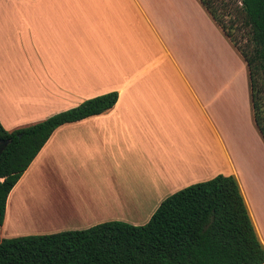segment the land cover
Instances as JSON below:
<instances>
[{
  "label": "crops",
  "instance_id": "crops-1",
  "mask_svg": "<svg viewBox=\"0 0 264 264\" xmlns=\"http://www.w3.org/2000/svg\"><path fill=\"white\" fill-rule=\"evenodd\" d=\"M0 1L6 130L118 94L53 131L8 194L0 237L143 225L166 197L223 174L264 245V160L247 167L232 149L251 133L264 156L247 65L200 0Z\"/></svg>",
  "mask_w": 264,
  "mask_h": 264
},
{
  "label": "trees",
  "instance_id": "trees-1",
  "mask_svg": "<svg viewBox=\"0 0 264 264\" xmlns=\"http://www.w3.org/2000/svg\"><path fill=\"white\" fill-rule=\"evenodd\" d=\"M247 65L254 124L264 141V0H200ZM243 40V41H242ZM116 91L37 123L6 130L0 156V227L8 194L64 123L100 114ZM258 238L233 175L191 184L166 197L147 223L107 221L85 229L0 237V264H262Z\"/></svg>",
  "mask_w": 264,
  "mask_h": 264
},
{
  "label": "rangeland",
  "instance_id": "rangeland-1",
  "mask_svg": "<svg viewBox=\"0 0 264 264\" xmlns=\"http://www.w3.org/2000/svg\"><path fill=\"white\" fill-rule=\"evenodd\" d=\"M9 9L12 10L11 5L9 6ZM2 10L3 4L0 1V11ZM248 138L249 140L243 139L242 143H240L241 141L238 143L241 144L240 146H233L232 149H236L239 157L238 159L242 165L252 167L260 164L264 160V156L255 136L249 133Z\"/></svg>",
  "mask_w": 264,
  "mask_h": 264
},
{
  "label": "water",
  "instance_id": "water-1",
  "mask_svg": "<svg viewBox=\"0 0 264 264\" xmlns=\"http://www.w3.org/2000/svg\"><path fill=\"white\" fill-rule=\"evenodd\" d=\"M8 143H9L8 139L0 138V156H1L2 152L4 151V149L7 147Z\"/></svg>",
  "mask_w": 264,
  "mask_h": 264
}]
</instances>
